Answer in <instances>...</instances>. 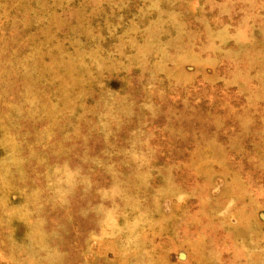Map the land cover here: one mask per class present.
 Here are the masks:
<instances>
[{"label": "rangeland", "instance_id": "obj_1", "mask_svg": "<svg viewBox=\"0 0 264 264\" xmlns=\"http://www.w3.org/2000/svg\"><path fill=\"white\" fill-rule=\"evenodd\" d=\"M0 264H264V0H0Z\"/></svg>", "mask_w": 264, "mask_h": 264}]
</instances>
